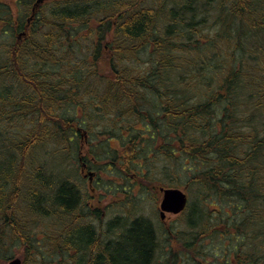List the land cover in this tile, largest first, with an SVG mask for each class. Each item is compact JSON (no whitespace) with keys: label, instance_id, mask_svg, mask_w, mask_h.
Here are the masks:
<instances>
[{"label":"trees","instance_id":"obj_1","mask_svg":"<svg viewBox=\"0 0 264 264\" xmlns=\"http://www.w3.org/2000/svg\"><path fill=\"white\" fill-rule=\"evenodd\" d=\"M36 3L0 0V264H264V0ZM82 149L137 191L104 247ZM162 187L194 201L159 262Z\"/></svg>","mask_w":264,"mask_h":264},{"label":"flooded vegetation","instance_id":"obj_2","mask_svg":"<svg viewBox=\"0 0 264 264\" xmlns=\"http://www.w3.org/2000/svg\"><path fill=\"white\" fill-rule=\"evenodd\" d=\"M50 1H45L43 3H41L39 6L40 7H43L46 3H49ZM38 6V7H39ZM84 149V148H83ZM81 150V154H80V158H79V166L81 167L80 171H81V174L83 175L84 178H86V180H88V182L90 183V185H92V191H98L100 193V195L98 196V200H97V203L95 204H92L91 203V206L96 210V212L100 213L101 215V218H98V219H95V221L93 222L96 226V231H97V234L99 235V239H101V247L105 244L108 245V243L106 242H102L103 239H105L106 241H109L110 239L107 238V232H108V229L110 227V224L112 225V221H114L116 219L117 216H120V212H118V207H120V204L121 203H126L129 204L130 206L126 207V209H128L129 213L131 215H134V210L132 209L131 207V204L133 203L132 200H134V194H136V190L130 186V181H128L126 183L127 185V188H124V189H120V188H116V189H113V191H115V194H110L105 192L103 190V187H102V179H98L97 176H95V178H93V180H91L89 177L87 178L86 175L90 172V171H93L91 169L88 168V165L86 163L83 162L82 160V156L84 154V150ZM69 160H70V154H69ZM76 178H78L76 176ZM132 178V177H131ZM80 185V183H79ZM81 186V185H80ZM82 189H86L85 186H81ZM160 194H158L157 198H156V208H157V212H158V216H159V221H160V224L158 225V252H156L155 256L158 255L160 256V259L158 260L160 262L161 259H166V255H167V235L169 238H171V241H175L177 239V235H175L176 233V230H173L171 224L172 222L174 221V219H179L180 216L179 215H174V214H167L165 218H168V219H171V223L169 224L168 227L164 228V225L167 223L166 220L164 219H161L160 218V202H161V199H162V192L160 189H158ZM112 191V192H113ZM116 195V196H115ZM133 196V198H132ZM108 199V204L107 205H103L102 202H103V199ZM145 201V200H144ZM91 202V201H89ZM109 212H114V216L113 218H107V214ZM117 230V229H115ZM118 233V232H117ZM112 239V238H111ZM170 241V243H171ZM177 241V240H176ZM172 245V244H171ZM173 248V247H172ZM163 249V251H162ZM162 254V256H161ZM161 264V263H160Z\"/></svg>","mask_w":264,"mask_h":264},{"label":"rangeland","instance_id":"obj_3","mask_svg":"<svg viewBox=\"0 0 264 264\" xmlns=\"http://www.w3.org/2000/svg\"><path fill=\"white\" fill-rule=\"evenodd\" d=\"M50 145V144H49ZM38 154H40L41 156H40V158L39 159H44L47 155H48V151H47V147H45V148H41V149H39L38 151ZM42 157V158H41ZM44 157V158H43ZM45 161H47L49 164H51L52 166H54V167H56V168H60V167H62V163H61V161H62V159H56V158H52V156L51 157H49V156H47L45 159H44ZM67 161H68V159L67 158H65V164L67 165V167L69 166V162H68V164H67ZM161 166V165H160ZM70 170H72L73 168H75V172H76V174L82 179V180H84L83 182V184H80L82 187L83 186H85L86 187V189L88 190V192H90V194L92 195L91 197V203L92 204H95V203H97V200H98V196L100 195V193L98 192V191H92L91 189H92V185H90V183L88 182V180H86V178H84L83 177V175L81 174V171H80V169H81V167L80 166H75V164L74 163H71L70 164ZM94 178H95V176H94ZM83 191H84V189H83ZM156 194H160V192H159V190L158 189H156ZM187 192V191H186ZM188 193V192H187ZM194 201V198H191V195H190V198H189V205L192 203ZM108 199L106 200L105 198L103 199V202H102V204L103 205H107L108 204ZM150 205L154 208V212H148V215H150V216H155V214H156V216L155 217H157V215H159L158 214V212H157V208H155V206L153 205V203H150ZM151 207V209L149 208V210L150 211H152L153 210V208ZM113 216H114V212H109L108 214H107V217H106V219L107 218H113ZM178 218V217H177ZM174 219V221L172 222V223H174V225L172 226V228H173V230L175 229V230H181V231H183L184 229H186V225L182 222L183 221V218H179V219ZM164 220H166L167 221V223L164 225V228H166V227H168L169 226V224L171 223V219H168V218H165ZM175 227V228H174ZM226 243H222L223 245H227V244H229L230 243V241H227V240H224ZM203 245H206V244H209L210 243V241H208V239H205L203 242H201ZM171 244H172V246H173V249L174 250H176V251H180V250H182V244L181 243H179V242H177L176 240L175 241H173V242H171ZM198 245V244H197ZM206 247V246H205ZM208 247V246H207ZM218 252H219V250H218ZM214 253V252H213ZM213 253H211V255L210 256H207L206 258H207V260H209V261H211L212 259H213ZM17 255H18V257H20V258H22L21 257V255H22V250H20L19 251V253H17ZM23 259V258H22ZM206 260V261H207ZM205 264V262H200V264ZM207 263V262H206ZM8 264V263H7ZM195 264H199V262H195ZM208 264V263H207Z\"/></svg>","mask_w":264,"mask_h":264},{"label":"water","instance_id":"obj_4","mask_svg":"<svg viewBox=\"0 0 264 264\" xmlns=\"http://www.w3.org/2000/svg\"><path fill=\"white\" fill-rule=\"evenodd\" d=\"M45 0H38L35 4L34 10L36 6L43 3ZM91 178H93L94 173H90ZM164 196L161 202V215L165 216L166 212L179 214L186 208L188 203V197L184 190L178 188H168L163 190ZM9 264H22V260L20 258L12 259Z\"/></svg>","mask_w":264,"mask_h":264}]
</instances>
